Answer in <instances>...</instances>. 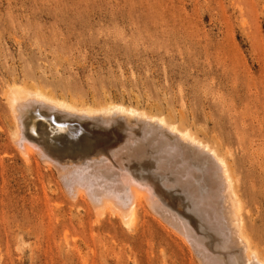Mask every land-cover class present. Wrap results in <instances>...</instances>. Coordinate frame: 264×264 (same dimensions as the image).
<instances>
[{
  "label": "rangeland",
  "instance_id": "rangeland-1",
  "mask_svg": "<svg viewBox=\"0 0 264 264\" xmlns=\"http://www.w3.org/2000/svg\"><path fill=\"white\" fill-rule=\"evenodd\" d=\"M11 85L90 106L123 103L213 145L264 256V0H0V264H201L157 216L141 210L131 231L111 215L98 219L70 200L54 167L22 156ZM79 126L83 147L68 146L75 162L118 144L119 130ZM163 195L189 215L178 195Z\"/></svg>",
  "mask_w": 264,
  "mask_h": 264
},
{
  "label": "bare ground",
  "instance_id": "bare-ground-1",
  "mask_svg": "<svg viewBox=\"0 0 264 264\" xmlns=\"http://www.w3.org/2000/svg\"><path fill=\"white\" fill-rule=\"evenodd\" d=\"M5 96L13 120L12 142L22 156L28 160L37 155L54 167L70 200L87 202L98 219L111 215L131 231L143 210L171 226L201 264H264V256L245 234L231 165L190 130L123 103L79 104L26 85L9 86ZM87 122L96 128L93 132L119 130L120 137L96 158L78 163L68 146L77 141L83 147L76 127ZM164 192L178 195L189 215L182 217L168 207Z\"/></svg>",
  "mask_w": 264,
  "mask_h": 264
},
{
  "label": "water",
  "instance_id": "water-1",
  "mask_svg": "<svg viewBox=\"0 0 264 264\" xmlns=\"http://www.w3.org/2000/svg\"><path fill=\"white\" fill-rule=\"evenodd\" d=\"M86 135V134H85Z\"/></svg>",
  "mask_w": 264,
  "mask_h": 264
}]
</instances>
